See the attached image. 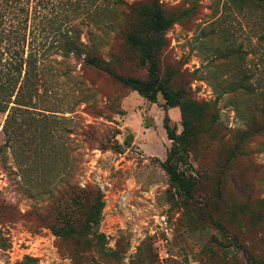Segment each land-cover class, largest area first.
Segmentation results:
<instances>
[{
  "label": "rangeland",
  "instance_id": "374dc122",
  "mask_svg": "<svg viewBox=\"0 0 264 264\" xmlns=\"http://www.w3.org/2000/svg\"><path fill=\"white\" fill-rule=\"evenodd\" d=\"M161 1L175 22L154 52L159 76L202 108L192 116L187 153L180 149L182 159L175 158L195 179V197L183 206L161 166L173 145L163 122L168 117L180 135L179 108L65 60L50 70L48 89L31 108L10 105L0 113V264H115L88 244L91 235H57L66 230L72 189L88 185L102 194L96 231L106 236V249L120 252L118 264L264 260V43L256 38L263 23L221 2ZM94 33L105 60L113 49L111 70L149 77L137 48L110 31ZM230 49L243 51L242 59L223 58ZM244 69L255 90L249 95L228 85ZM106 140L110 148L102 147Z\"/></svg>",
  "mask_w": 264,
  "mask_h": 264
},
{
  "label": "trees",
  "instance_id": "16d2710c",
  "mask_svg": "<svg viewBox=\"0 0 264 264\" xmlns=\"http://www.w3.org/2000/svg\"><path fill=\"white\" fill-rule=\"evenodd\" d=\"M220 2L222 6L240 9L250 18L258 16L263 29L256 38L264 43V0H211L212 5ZM174 22L164 12L161 0H0V113H4L10 105L16 109L31 108L35 98L47 91L50 70L71 58L86 67L107 73L151 102H155L159 93L166 107H178L180 111V135H176L170 127L169 118L164 119L163 127L173 145L161 166L170 186L182 199L183 206L187 207L196 195V182L192 176L177 169L175 158L180 149L187 153L188 139L192 136V116H199L202 108L194 100L186 99V90L172 89L170 77L159 76L154 60L160 37ZM84 28L88 33L86 40L82 39ZM93 30L110 31L112 38L121 37L125 44L137 48L141 63L150 65L149 77L146 80L123 77L111 70L113 49H108L109 59L105 60L93 43ZM224 53L225 59L234 56L242 59L243 51L230 49ZM228 85L231 92L244 95L255 91L251 75L245 69ZM93 131V126L84 129L91 136ZM116 134L117 130L114 136ZM101 145L110 148L107 140ZM73 191L75 189L68 197V216L63 219L66 230L57 235H91V239L86 241L93 245L104 262L120 263V252L106 249V236L96 231L104 206L101 192L91 185L84 190ZM79 194L84 196L83 201L78 199ZM261 204L264 206V199ZM75 209L81 213L78 220L72 216ZM251 262L264 264V260L251 259Z\"/></svg>",
  "mask_w": 264,
  "mask_h": 264
}]
</instances>
